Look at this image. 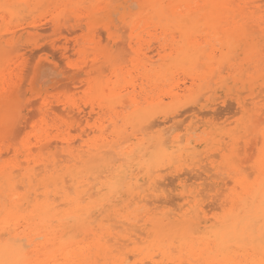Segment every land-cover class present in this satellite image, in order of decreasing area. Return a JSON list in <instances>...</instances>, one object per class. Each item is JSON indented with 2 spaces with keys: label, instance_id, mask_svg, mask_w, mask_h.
I'll list each match as a JSON object with an SVG mask.
<instances>
[{
  "label": "rangeland",
  "instance_id": "1",
  "mask_svg": "<svg viewBox=\"0 0 264 264\" xmlns=\"http://www.w3.org/2000/svg\"><path fill=\"white\" fill-rule=\"evenodd\" d=\"M25 1L34 9L32 12H29V11L26 12V10L23 9L21 12H19L20 15L18 14L17 19H11L7 13H5L3 10H0V87H2V88L4 87L3 88L4 93H2L1 96H6L8 98V101L5 103V105H3V109H2L3 114H4L3 126H4V129L6 130V132H4V134L0 140V145H1L0 151H5V150L11 151V153L9 152V154L6 156V158L8 157L9 158L8 160H10V161H8V160L7 161L11 164L14 163V161H15L13 159L14 158V156H13L14 150H24L25 151V150L30 149L31 146H32V148L30 149L31 153L33 151L32 158L38 159V160L39 159L42 160V159L46 158L48 151H43V152L39 153L36 149L35 144H34L36 141V138L39 136V134L41 135L44 132V130L45 131L48 130V132L51 133L50 134L51 136L59 134V132L61 133V136H63V134H65L64 136H65L66 141H68V138H69L68 143L71 142L70 144L72 145V142H75V143H73L72 147L76 144V141L78 140L77 141L78 145H75L73 147V149L75 151L83 152L84 150H86V146H89V145H97V144L102 145V144H112L113 143L116 148L113 146V149L110 152L115 153L117 151L116 152L117 155H116V153L115 154L112 153L113 156L115 155L113 157L111 155V153L109 154L107 152L105 154L107 157L105 155L96 156L95 157V158H97L96 162H93L94 161L92 159L93 157L91 159H89V162H92L93 166L90 169V171L92 172V175H89L88 178L90 179L89 180L90 183L94 184V189L91 190L89 192V194H91V193L95 194V192H96L95 188L98 186V184L96 183L97 181H93L92 178L94 176H96V177L102 176V177H99L100 178L99 180L103 182L104 181V179H103L104 174L102 172L104 171V169L102 170V168L105 165L109 164V161L113 160V162H115V164L113 162L110 163V164H113L112 165L113 167L123 166L122 163H124V166H125L124 168H125L126 172H128V174L131 172L132 175L130 174L129 176L126 177V182L128 180V177H130V176H136L137 177L136 188L135 189L133 188L132 190H134L133 195H135L134 193H136L135 191H137L136 194H139L141 196V198L138 200L136 198H134V199H136V201L135 200L132 201L134 203L131 204V202H130L131 199H129L131 197H128L129 196L128 193H127L128 195H125L126 197L124 195H122V196H124V197H122L121 195L116 194V195L110 197L107 202H104L102 200V195H104L103 193H104V191H106V190H104L105 189V187H104L103 191H101L100 193L96 192V194H95L96 196L95 195L92 196V194H91L92 198L90 196L91 199H89V201H91V202L96 201L94 206L101 205V207H100L101 209L96 208L98 211H95L93 213L94 215L91 214V216H89V217H92L93 227H95V225L97 227V225H98V227H102V229L105 227L104 229L106 230L108 226H110V227L116 226V228H112V227L108 228V229H110L109 232L111 231V229H114L113 232L111 231L112 234H116L115 232L120 230L118 228H120L121 226H118V224L119 225L124 224L123 225L124 227H125V224L128 226L130 225L128 228L125 227L127 229L121 228V229H125V230H120V233L122 231V233H125L126 235H129V236L131 235L132 237L134 236V238H137L136 244H132L131 242H135V240H131L133 238L131 236L130 237L128 236L130 238V241L127 242L126 245L128 244L129 246H127L126 249H123V251H122L123 255L127 259V261H128V258L131 257V255H135V256H133L134 257L133 260H132L133 257H131V259H129L130 262L128 264H140V262L142 261L140 256H137V253L134 252V249H138V250L142 249L143 253L146 252L147 244H143V243H145L146 241H150V239L147 238L146 234L144 233L143 230H141L140 227H149L150 222L152 220H158L159 221V220H165V218H166V222H169V226H166V227H176V225L184 226V227H217L218 223L216 221L221 219L224 216V213L225 214L228 213V211L231 208L230 207V200H232V198L241 196L244 193V187L246 185H248V183L253 184L256 182V179L258 178V175H259L256 168L260 164L264 165V138H263L264 137V131H263L264 130V125H263L264 119L262 120V118H264V116L262 118L261 117L257 118L258 120L260 119L259 120L260 123L261 122L263 123V124L261 123L263 126L259 123L262 127L258 124L261 127V130L263 128L262 131L259 130L260 127L257 128L258 130H254L257 127L256 126L257 120H255L256 122L253 121V123L255 124V126H254L252 123L253 118L251 119V115L253 117H256L257 115L262 116L264 114V111L262 112V110H264V106H263L264 101H262V100H264V96H263L264 95L263 94L264 93V89H263L264 88V73H263L264 72V67H263L264 66V60H263V63L260 64V62H261L260 59H263V55H264V53L260 54L261 49L262 48L264 49V31L256 29L258 32L257 33L256 30L255 31L253 30L256 33V34L254 33L255 34V36H254L253 31L251 32V30L245 29V31L243 32V35H240V36H238V33H233L232 35H230V37H226V36L216 37V36H214V33H212V31L210 32V31H205V30H199L195 34L193 40L195 42H197L198 44H200L202 49H205V46L203 47V45H206V49H205L206 51H204V54L200 57V59H202V60H199V62L196 63L198 65L197 67L202 69V70L199 69V71H197L198 68L196 67V65H190L191 62H189V61L184 62L182 60L183 59L182 56L176 57L174 52L172 51L174 48V46H172V44L173 43L177 44V41L180 40V37H179L180 35L178 34V29L176 28L177 24L174 22H170L167 24L165 22H162L161 26H163V29L159 28V29H157V32L154 30H150L149 33L151 35L149 33H144V35H143V33L138 34L139 33L138 31H134L133 29H131L127 25V27H128V28L126 27L127 33L124 36L125 37L127 35L128 36L126 37V39L120 38L121 37L120 31L125 30L126 28L124 29V26H123V28L121 29L122 24L119 23L118 18L121 16L133 15L135 13V9H132L131 11H129L128 9H125L124 8L125 6H123V4H121L122 0H120V1L118 0L119 2L117 0H114L113 1L114 3L111 5V7L107 8L108 15L114 19V22L116 21L115 24H114V22L109 23V19L108 20H106V19L101 20L103 15L100 16V18H99V16H97L98 21L101 20L100 22H104L105 24H109L110 28L112 27L111 29L109 28L110 30L108 29V31L105 28H103L104 23L98 22L99 24H96L94 27H91L90 29H87V31H86V29H84L85 27L82 28L83 27L82 25L78 24L76 21L75 22L72 21V20H74L73 18L76 16H77V18L79 17L80 19L84 20L87 16H89V14L92 12V10H94V8L97 7L98 3H96V2H99V0H89V1L88 0H63V2H62V0H59L58 2L50 3L49 6H48V4L45 5L43 3H41V5H37L36 4L37 2L35 0H25ZM115 1H117V3ZM88 2H90V3H88ZM85 3H88V4H85ZM35 4L37 5L36 7H34ZM69 4L71 7H68ZM51 7H53V8H51ZM58 7H59V9H58ZM63 7H68V8H66L67 10H65V8H63ZM73 7H74V11L72 9ZM49 8H51V9H49ZM68 11L73 12L72 19L70 20V22H66V24L64 23L59 28V30L57 31L53 26H51V22H50L51 19L53 18V16L57 15L60 12L64 13V12H68ZM31 13H35V14H33L35 16L33 17V15ZM111 14H113V15H111ZM115 14H117V15H115ZM100 15H101V13H100ZM23 17H27V18H23ZM23 20L25 22H23ZM32 22H34L35 24H34V27H32V29H31V27H30L31 25L28 26L27 24L32 23ZM117 22L119 23V27L121 26L120 31L118 30L119 28H117L118 27ZM38 23H39V25H38ZM44 24H46V25L50 24V25L46 26ZM71 24H73V25H71ZM24 26L26 27V29H24ZM36 26H37V28H35ZM77 26L80 27L81 29H84V31L83 30L81 31V29L79 28L80 32H78L79 29ZM61 28H63V29H61ZM75 29H77L78 31L76 30L77 32H75ZM96 29H99L98 31L102 32V33L98 34L99 33L98 31L95 32ZM102 29L104 32L102 31ZM60 30H61V32H59ZM65 30H67V31H65ZM116 30H118L119 33ZM69 31H71V33H72V34L70 33V37H68ZM121 32H123V31H121ZM124 32H126V31H124ZM236 32H238V31H236ZM57 33L58 34L63 33L62 35L66 34L64 37L68 40V43H70L69 40H71V38L74 37L73 40H71L72 45H73V43L77 42L76 39H78V42L80 43L79 44L80 47L83 46L86 48H89V47L91 48L92 45H90V43H93V47H95L94 49H95L96 53H95V51L93 52L91 49H88L86 51V53L88 52L86 55H88L89 57L91 55V57L89 58L87 56L83 57L81 54H79V52L76 53L75 51L69 50L70 53H69V51L66 53V55H68L67 56L68 59H66L67 57L65 58V55L62 53V51L58 50V48L60 46L59 47L57 46L58 48H56V45H50V43H52V42L54 43V41H55V44L57 43V45H58V43H59V45H62L66 41L62 37L61 42H59V41L57 42L56 40L58 39V37L61 39V36L56 35ZM94 33H96L97 35H101V36H97L96 34L94 35ZM102 34H103V36H102ZM55 35H56V37L53 38ZM71 35H73V36L71 37ZM75 36H77V37H75ZM142 36H143V38L145 37L144 40H143V38H141V41H143V43L140 41V37H142ZM98 37H100V39ZM173 38H174L175 42H172ZM105 39H107V40H105ZM123 39H125V42H127V41L128 42L125 43L123 41ZM120 40L123 41V42L121 41L122 44L121 45L119 44L120 46H117L118 49L116 48L117 50L115 49L113 51L114 45L117 44L118 41L120 43ZM210 40H211V42H210ZM100 42H101V44H100ZM227 42H229V43H227ZM106 43H108L107 44L108 48H106ZM129 43H130L131 47L133 48L132 49L133 51H130L129 47H127V45ZM71 44H69V45H71ZM135 44H136V47H135ZM140 44H141V46L144 44L146 45V46L144 45L142 49L149 47L148 50H145V51L147 53L150 51V53L147 55H149L148 57H150L152 61L158 60V54L168 56L169 58L172 59V61L168 60L165 63L166 68H168V71H167V73L164 74L166 76L159 81L160 84L159 83L156 85L148 84L146 82V80H144V77L143 78L140 77L141 70L137 69V71H138L137 72L134 69V67H132L136 64V56H137L136 52L138 53L137 49L140 47ZM181 44L183 45L182 42L180 43V45ZM37 45L39 46V48L37 47ZM132 45H134V47L136 49ZM50 46H52V47L54 46V49H52ZM79 46H77L76 49L79 48ZM34 48H36V49L34 50ZM109 48L110 49L112 48L111 51ZM121 48L124 49L122 52V54H124V56L119 61V60H117V57L120 56ZM106 50L108 52L107 54L112 52V53H110V54H112V56L106 55V53H104V52H106ZM127 52H129V55ZM212 53H214V54H212ZM60 54L61 55L63 54L62 56L65 59H62L63 57ZM73 54H74V56H73ZM210 55H214V57H215L214 58L215 60H213L211 63H209L207 60V56H210ZM107 57H111L113 59V62L109 63L110 65L109 64L106 66L103 65L102 68L106 67L105 69H108L109 71L102 69L105 72L106 71L107 72L104 74V72H102V70H101L99 73H95L94 75H92L91 79H90V81H91L90 86H88V85H85V87H83L84 85L83 86L82 85L74 86L66 79L68 77V75L76 72L80 68L83 69V64H81L82 61H83L84 66H85L84 68H86V71H87L88 67L94 63H96L95 68L99 67L101 62H103V60L106 59ZM77 58H80V59H77ZM253 58H255V59H253ZM48 59H50V60H48ZM96 60L98 61V63ZM76 62H79V63H76ZM250 62H252V63H250ZM213 64L215 67L213 66ZM250 64H252L251 67L249 66ZM67 65H68V67H67ZM87 65H88V67H87ZM44 66L51 67L52 70L55 69L54 71H56V72H54V74H52L53 71L50 72L51 77H52V75L56 74V75H58V78L59 77L60 78L58 79L55 75L54 77H52V78L56 79L55 82L50 83V84H45V82H42V81H45V78H46L45 75L41 74L42 73L41 68ZM157 66H158V64H155V66L151 67V70H154V71L158 70ZM246 67H247V69L249 68V70L251 69V71L248 70L249 71L248 72L247 69H245ZM193 68L195 69V71ZM174 70H175V72H173ZM245 70L247 72H245ZM64 71H67L68 74H64ZM212 72L215 73L214 79H212L213 78ZM220 72H222V73H220ZM243 72H244V74H243ZM122 73H123V76L125 77V79H129V77H134L136 79L139 77V79H137V82H139L140 84L137 83L138 87L136 89L135 95L137 96L136 101L138 102L140 107L145 108L147 101L149 102L152 99L156 100L158 98L159 99L162 98V104H163L162 107L163 108L153 110L151 113H148V115L145 117V119H143L142 121H140L136 124L130 123L127 120V115L132 111V106H130V104L128 102L129 98L132 95H131V93H129V92H131L130 91L131 89L127 88L126 91H123V93H122L123 96L121 98L122 100H128L126 102L127 103L126 109L122 110L118 107V109L116 110V113L119 115V120L117 121V125H116L117 129L116 130H119V132L121 131V134L123 133V136L121 135V137H119V136L118 137H112V136H116V135L112 132L114 130L113 129L114 127L112 125H110L109 120H110V118L114 117V112L111 113L107 110L106 111L104 110L105 113H104V111H101V113L103 112L101 114L100 111L98 112V109H95L96 114H94V115L92 114V117L90 118L91 120L89 119V123H88L89 125H86L85 123H83V124H81L82 127L77 128L78 131L79 130L80 131H79V133L77 132V136H76V133H75L76 126H74L73 123H70V122L67 123L68 122L67 120L70 119V117L67 115L66 106L69 107V106L76 105V107L79 106L81 109L83 108L87 112L88 107H89V98H90L92 92L94 90H96V88L98 89V86L102 85L103 83H108V84H110V87H111V84L115 83L116 79L119 76H121ZM132 73H134V74L132 75ZM171 73H173V74H171ZM200 74H201V76H200ZM150 75H149V77L152 79L153 76H150ZM167 76H169V77H167ZM211 76H212V78H211L212 81L209 78ZM242 76H243V79H242ZM110 77H112V78H110ZM41 78H43L44 80ZM61 78L65 79L66 81L63 80L64 82H61L62 81ZM167 78H168V80H167ZM219 78H226V82L224 83V86H222V87H218L215 85V82ZM57 79H58V81H57ZM60 79H61V81H60ZM142 80H144V81L142 82ZM208 80H210L209 81L210 83L208 82ZM2 81H4V84L5 83L6 84L3 85ZM122 81H123L122 79H119L118 86H120ZM201 81L204 83H202ZM252 81H254V82L252 83ZM166 82H167V84H166ZM245 82L246 83L248 82V83L245 84ZM61 83H62V85L64 83H68V86L66 84L67 88L65 87L67 90L61 89L62 85L59 86ZM164 83H165V85H163ZM69 85H71L72 88ZM140 85H142V86H140ZM159 85H161V86H159ZM10 86L12 88H10ZM139 86L142 88L143 91L139 90ZM244 86L246 89H244ZM63 88H64V86H63ZM76 88H80V89L76 90ZM59 89H61V90H59ZM73 89H74V91H73ZM11 90H13V91L11 92ZM71 90H72V92H71ZM258 91H261V93L263 94V95L261 94V96L263 98L260 96V94H257ZM53 93H55L56 95H52ZM71 93L73 95L75 94L76 96L75 95L74 96L77 98H74ZM156 93H157V95H156ZM168 93H170V95L176 94V98H175V96L173 97L175 99L171 98ZM159 94H161V95H159ZM77 95H79V96H77ZM142 95H144V96H142ZM43 96L46 98L45 99L46 102H45ZM153 97H155V98H153ZM257 97H258V99H256L255 101L251 100V99H255ZM66 98H68V99L66 100ZM82 98H84V99H82ZM148 98H151V99L149 100ZM50 99H51V102H50ZM60 99H62V100H60ZM76 99L77 100L80 99V102H79V100L77 102ZM58 100H60V101H58ZM258 100L259 101L261 100V102L259 103ZM63 101H66V102H63ZM52 102L53 103L55 102V104H53V105H56V103H58L57 104L58 107H57V105L51 106ZM255 102H256V104H258V106H255L256 105ZM262 102H263V104H262ZM78 103H80L81 105H79ZM244 103L247 105H245ZM40 104L43 106L45 104H47L45 106H47L48 108L52 107V109L55 111V116L50 115L48 117H43L42 115H40L41 114L40 111L42 108ZM243 104H244V106H243ZM39 105H40V107H39ZM59 105H61V106H59ZM244 107L246 108V110ZM257 108H260V110L258 109L259 112L255 111V112H257V113H255L253 111V109L257 110ZM249 111L251 112V114L249 113ZM58 113H59V115H61V114L63 115V116L61 115L63 117V119L61 116L59 119ZM254 113L256 116L254 115ZM25 114H26V116H25ZM38 115L42 116V119L40 117H38ZM51 116L54 117V120H56V122L58 124L56 122H54V120L50 121L51 119H53ZM124 117H125V121L123 120ZM244 117H245V121L243 120ZM24 118H26V119L28 118L27 120H31V121L30 122L27 121V124L29 123V125H26V126H28V127L25 126V127H23L24 129L21 128L22 131L25 130V132L23 133L21 131V129L19 130V128L21 127L20 122H22ZM43 118H44V120H43ZM64 118H66L67 120ZM250 119H251V125H249ZM38 121H40L41 126H40ZM70 121L73 122V120H71V119H70ZM37 122H38L39 126H37L38 124L35 125ZM51 122H53L54 125L52 123V126H51ZM241 122L243 125L241 124ZM100 123L106 129V131L104 132L105 135H102V134L98 133V131H97L98 130L97 128L101 125ZM123 123H125L126 125H127V123H129L127 125L128 127L126 125H123ZM244 123L245 124L247 123V124L245 125ZM240 124L242 126H240ZM36 126H37V128H36ZM58 126H61V127H58ZM142 126L145 130L143 128H142L143 130L140 129ZM246 126H248L249 128L251 126L255 127V128L254 127L250 128L251 131H253V132L256 131L255 133H257V135L259 137L258 139L256 137H254L255 141L252 138V141L254 143H251V141H249L250 142L249 143L247 141V139H249V137H251L253 135L256 136V135L254 133H251V135L249 137H247V133L248 132L250 133L251 131H247V130L244 131V129L248 128V127L246 128ZM16 127L18 129H14ZM31 127H33V128H31ZM25 128L26 129L28 128L29 132ZM29 128H31L32 130H30ZM61 128L63 130H61ZM236 128H238V131ZM249 128H248V130H249ZM65 129L67 131H65ZM16 130H17V132L15 133ZM38 130L40 132H38ZM50 130H51V132H50ZM69 130L73 133V136H72L71 132L69 133ZM140 130H141V132H140ZM12 131H14L13 132V139H10L12 137ZM30 131H32V132H30ZM82 131H84L85 133ZM259 132H260V134H258ZM17 133H19V134L16 136ZM235 133H239L241 136L239 134L236 135ZM68 134H69V136H68ZM243 134H245L246 136L245 135L244 136L247 137V138H245L246 142H247L246 144H245V141L243 139H239V138H243V136H242ZM75 136H76V138H75ZM237 136H238V141H240L241 145L245 144V145H242L243 147L240 146V148H239V146L237 144V142H238L237 140H236V142H234L236 139L235 137H237ZM7 137H8V141H7ZM123 137H125L124 140H123ZM117 138H119V139L117 140ZM134 139H136V140H134ZM9 140L13 141L15 143V145L18 143L19 144L17 146H15L12 143L14 145L13 146L12 144L9 143L10 142ZM30 140H31V142H30ZM74 140H76V141H74ZM82 140H84V141L81 142ZM132 140H134V141H132ZM249 140H251V139H249ZM258 140H259V142H258ZM124 141L126 143H124ZM150 141H151V143H150ZM164 141H168V142L170 141V142L168 143V142H164ZM179 141H181L180 142L181 145H178ZM256 141L258 144L255 143ZM4 142L5 143L8 142L9 145H7V144L4 145ZM25 142L26 143L30 142V145L26 144ZM52 142H54V140H52ZM163 142H164V145L161 144ZM118 143H120V144H118ZM232 143H234L236 145H234ZM20 144H22V145L20 146ZM60 144L61 143H59V144L52 143V146L50 147L49 152L56 153L57 156L61 155L60 152H61V147H63V145L62 144L60 145ZM126 144H127V146H126ZM250 144H252V147H254V145L256 146V144H257V147H254V148L251 147V150H255V152L254 151L251 152L249 150ZM2 145L5 147L2 148ZM27 145L30 147H28ZM79 145L83 146V147H80ZM124 145H125V147H124ZM10 146H12V147H10ZM77 146H79V147H77ZM21 147L22 148L26 147V148L22 149ZM146 147H147V149L145 150ZM246 148L249 150V152H247L248 154L246 153V151H248ZM192 149H194L193 150L194 152L192 151ZM234 149H235V152H234ZM240 149H241L240 152H242V153H237V150L239 151ZM223 150H225V151H223ZM34 151H36V152H34ZM122 151L125 153L131 152L130 160H128V158L126 156L118 155L120 153H123ZM175 151L176 152L178 151V152L176 153ZM219 151H221L222 153ZM226 151H228V152H226ZM57 152L59 153V155ZM143 152H145V153H143ZM161 152H163V153H161ZM141 153H142L143 157L141 156ZM206 153H208V154H206ZM214 153L217 154L216 156L214 155L215 159L212 158ZM155 154H157V155H155ZM166 154H168L169 157ZM189 154H190V156H188ZM208 155L209 156L212 155V156H210V158H209ZM247 155H248V157H247ZM180 156H181V158H180ZM193 156H195V158ZM229 156H232V157H229ZM252 156L253 157L255 156L256 158L255 157L253 158ZM60 157H62V156H60ZM105 157H106V159H105ZM115 157L118 159H120V158L121 159L123 158V159L118 160V159H115ZM138 157H141V158H138ZM172 157H174V159ZM249 157L252 158V160H250ZM244 158L246 159V161L249 158L247 162L249 163L250 169L247 167L248 163L245 164L246 162H244L245 161ZM84 159H86V157L82 158V160H84ZM172 160H174V162H172ZM240 161L241 162L243 161L244 163L241 164ZM193 163H194V165H193ZM77 166H78V168H80L81 164H79ZM201 166L203 167V171H201L202 168L199 169V167H201ZM244 166L247 167V171L245 169L246 167L244 168ZM211 167H213V168H211ZM217 167H219V168L223 167V169L220 170ZM207 168H208V170H207ZM239 168L242 170V171H240V173L241 172L243 173L244 171H246V173H244L245 176H244V174H243V177L240 176L242 174L239 173ZM214 169H216V170H214ZM222 170H224L223 175L221 174ZM227 170L230 172V175H229L230 177L228 176L229 172ZM98 171H100L99 172L100 174L96 173ZM155 171H157V174ZM204 171H207L208 174L205 173ZM233 171L234 172L237 171L235 173L240 174V175L238 174L239 178L236 177L237 174L234 175L232 173ZM93 172H95V173H93ZM197 172H198V174H197ZM200 172L205 173V174L203 175ZM249 172L250 173L253 172V175L251 174L252 177L249 174ZM218 173H219V175H221V177H219ZM224 173L226 174V176H224ZM96 174H98V175H96ZM114 174H116V173H114ZM231 174H233V176H235V177L233 178V176H231ZM246 174L250 175V179L245 178ZM151 175H153V176H151ZM215 175L217 176V180H216ZM116 177L114 176V178L111 179V181L114 180ZM218 177L223 178V179L220 180ZM224 177H225V179L227 177V179H226L227 181L224 180ZM149 178H150V180L148 181L147 179H149ZM228 178H230V179H228ZM124 179H125V177H124ZM233 180L236 182H234ZM228 181H230L233 184H230V182H228ZM126 182H124V183H126ZM210 183H211V185H210ZM217 184L218 185L220 184V185L217 186ZM222 184H223V186H222ZM236 186H238L237 189H236ZM212 187L215 190L214 189L212 190L211 189ZM226 187H228V188H226ZM222 188H223V190L221 191L222 193L224 192V189L226 191V192H224V195L221 194L223 197L220 196V194H218V192H220L219 189H222ZM242 188H243V190H242ZM40 190L42 191L41 188H40ZM41 191H39V189H38V194H41L42 193ZM69 191H71V190H69ZM141 191H142V193H141ZM215 192H216V194H215ZM195 193H199V194L196 195ZM191 194H194V195H192V198H191ZM217 194L220 197H222L223 200L220 197L218 198V197L212 196V195H217ZM200 195H201V197H199L200 198L199 199L198 196H200ZM182 196L184 198L185 197L187 198L189 196L190 198L188 197L189 198L188 200L190 201V203L187 202L186 198L182 199L181 198ZM193 196H197L195 198H197L199 200H197L195 198L193 200ZM202 196H203V198L206 197L205 199H207L209 196H212L214 198V200H213L214 202H215V198L216 199L218 198L219 201H216V203H214V202L209 203V201L212 200L213 198L209 197V199H207L208 201H206L205 199L202 198ZM225 196H227V197H225ZM127 197H128V203H126L127 201H125V202L123 201L124 203H121L122 200L124 198L126 199ZM134 197H137V195ZM97 198H99V199H97ZM52 199H53V197L50 196L49 200L52 201ZM110 199H113V200L110 201ZM118 199L119 200L121 199L120 200L121 202H119ZM202 199L205 200V202ZM114 200L116 202H114ZM200 200L203 202H201ZM138 201H140V202H138ZM197 202H198L199 206H197L198 205ZM225 202H229V203H225ZM111 203H112V205H111ZM117 203H118V205H117ZM129 203L132 206L128 205ZM201 203H202V205H201ZM105 204H107L106 205L107 207L105 206ZM121 204H123V205H121ZM204 204H214V205L217 204V206L211 205L212 206L211 207L210 205L205 206ZM219 204L221 206L222 205L223 206L219 207L220 206ZM127 205L129 206V208L131 207L130 210L127 208ZM224 205L226 208L224 207ZM114 206H116V207H114ZM119 206H121V207H119ZM133 206H135V207H133ZM196 206L198 207L197 210L199 209L203 213L205 212L204 216L202 214L200 215L201 218L195 216V212L197 210L194 211V208ZM110 207H111V209H110ZM182 207H184V208H182ZM205 207H208V208H205ZM213 207L216 209L218 207L219 211L216 209L213 210L212 209ZM107 208H109V210H108L109 212L106 210ZM123 208H126L125 209L126 211L122 210ZM188 208H191V209L189 210ZM127 209H128V212H127ZM137 209H139L141 212L139 211L137 213V211H138ZM179 209H181L183 211H181ZM205 209L207 210V212L208 211L209 212L207 213ZM191 210H193V211H191ZM114 211H116V212H114ZM211 211H212V213H211ZM98 212H100V214ZM126 212L128 213L129 216L127 215ZM130 212H133L134 214H132ZM188 212H189V214H188ZM95 213H96V216H95ZM114 213L115 214L117 213L118 216H121V217L117 216V218H115ZM121 213L126 214V216L124 217V214H122L123 215L122 216ZM147 213H150V215L149 214L147 215ZM168 213H170V214H168ZM171 213H173V214H171ZM206 213L208 215H206ZM130 214H132V215H130ZM138 214L140 216L139 219H138ZM165 214L167 216L169 215L170 217H166ZM211 214H213V215H211ZM209 215H211V218ZM208 216L210 219L208 218ZM213 216L216 219H214ZM131 217H134V218H131ZM143 217H145V219ZM114 218H115V220H117V223L114 220ZM129 218L132 219L133 221L129 220ZM141 218H143V219H141ZM168 218H169V220H168ZM106 219H108V220H106ZM135 219L136 220L138 219L137 221H139L140 219L141 220L139 223L136 224V221H134ZM170 219H172V220H170ZM207 219H208V221H206ZM97 220L102 221V224L100 222L95 224ZM104 220H106V221H104ZM112 220H114V221H112ZM103 221L105 222V224L107 221H109V222H107L108 225L106 224V226H104ZM132 222H133V224H132ZM99 224H101V226ZM139 224H140V227H139ZM136 226H137V228H136ZM130 227H131V229L134 228L135 230L133 229L132 230L133 232H131L129 229ZM105 230L103 232H105ZM126 230H128V231H126ZM106 231H108V230H106ZM124 231H126V232H124ZM135 231L139 232L137 234L141 235V237L140 236L138 237ZM130 232H131V234H130ZM141 233H143V236H145V237H143ZM123 235H121V236H123ZM203 235L202 234H196L195 238H197V239L206 238V235H204V236ZM145 238H147L148 240ZM82 239H83V237L78 238L79 241H81ZM110 242L111 243H108V245L112 244V241H110ZM137 243H140L141 245H137ZM127 249H128V251H127ZM125 251H126V254H125ZM127 253H129V255H127ZM152 256H154V261H157V262L161 261L160 256L157 255L156 252L152 253ZM143 262L144 263L146 262V264H150L148 262V260H146V259Z\"/></svg>",
  "mask_w": 264,
  "mask_h": 264
},
{
  "label": "bare ground",
  "instance_id": "2",
  "mask_svg": "<svg viewBox=\"0 0 264 264\" xmlns=\"http://www.w3.org/2000/svg\"><path fill=\"white\" fill-rule=\"evenodd\" d=\"M35 1L37 2L36 3L37 5H41V3H43L45 5L48 4V6H49L50 3L58 2L59 0H35ZM113 1L114 0H99V2H96V3H98L97 7H95L94 10H92V12L89 14V16H87L84 20L80 19L79 17L77 18V16H76L73 18L74 20H72V21H74V22L76 21L78 24L82 25L83 26V27L81 26L82 28L85 27L84 29H86V31H87V29L94 27L96 24H99L98 22H100L102 19H106V20L109 19V23H113L114 19L108 15V11H107V8L111 7V5L114 3ZM117 1H115V2L117 3ZM62 2H63V0H62ZM90 2H88V3H90ZM88 3H85V4H88ZM36 4L34 7L37 6ZM121 4H123V6H125L124 8L128 9L129 11H131L132 9H135V13L133 15L121 16L118 18L119 23L122 24V27L120 26L121 29L123 28V26L125 29L128 25V27H130L134 31H138L139 32L138 34L143 33V35H144V33H149L150 30H154L157 32V29H159V28L163 29V26H161L162 22H165L166 24L170 23V22L176 23L177 24L176 28L178 29V34L180 35L179 36L180 40L177 41V44L176 43L172 44V46H174L172 51L174 52L176 57L182 56V58H183L182 60L184 62L189 61V62H191L190 65H196V67L198 66L196 63H198L199 60H202V59H200V57L204 54V51H206L205 50L206 45H203V47L205 46V49H202L201 45L193 40L195 34L199 30H205V31H210V32L212 31V33H214V36H216V37H218V36L230 37V35H232L233 33H238V36H240V35H243V32L245 31V29L251 30V32L253 30L255 31L256 29L264 31V0H122ZM68 7H71L70 4L68 5ZM68 7H63V8H65V10H67L66 8H68ZM51 8H53V7H51ZM51 8H49V9H51ZM23 9H25L26 12L27 11L32 12L34 8H32L25 0H0V10H3L5 13H7L11 19H17L18 14L20 15L19 12H21ZM58 9H59V7H58ZM72 9L74 11V7ZM100 13H101V15H100ZM31 14L33 15L35 13H31ZM72 14H73V12H71V11L64 12V13H62V12L58 13L57 15L53 16L51 21L49 20L51 22V26H53L58 31L59 28L64 23L66 24V22H70V20L73 17ZM111 15H113V14H111ZM115 15H117V14H115ZM34 16L35 15H33V17ZM97 16H99V18H100V16H102L100 21L97 20V18H98ZM23 18H27V17H23ZM23 22H25V21L23 20ZM100 23H104V22H100ZM115 23H116V21L114 22V24ZM119 23H118L117 28H119L118 30L120 31L121 29L119 27ZM34 24L35 23L32 22V23H29L27 25L28 26L31 25L30 27L32 29V27H34ZM38 25H39V23H38ZM44 25H46V24H44ZM47 25H50V24H47ZM71 25H73V24H71ZM35 28H37V26ZM79 28L80 27H78V29ZM103 28H105L108 31L110 26H109V24L104 23ZM127 28L125 30H121L123 32L120 31V35H121L120 38L126 39V37L128 35L126 37L124 35L127 33ZM24 29H26L25 26H24ZM61 29H63V28H61ZM80 29H79V31L77 29H75V32H77V31L80 32ZM84 29H81V31L82 30L84 31ZM99 29H96L95 32L98 31ZM118 30H116V31H118ZM257 30H256V32H257ZM65 31H67V30H65ZM102 31H103V29H102ZM119 31H118V33H119ZM124 31H126V32H124ZM236 31H238V32H236ZM254 31H253V34L255 33ZM59 32H61V30ZM70 33H71V31H69L68 37H70ZM100 33H102V32H99L98 34H100ZM62 34L61 33L56 34V35L61 36V39L58 37V39L56 40L57 42L58 41L61 42L62 37L66 40L62 45H59V43H58V45H57V43L55 44V41H54V43L53 42L50 43V45H56V48H58L60 46L58 48V50L62 51V53L65 55V58L68 56V55H66V53L69 50L75 51L76 53L79 52V54H81L83 57H86V56L89 57L88 55H86L88 53V52L86 53V51L88 49H91L93 52L95 51V49H94L95 47H93V43H90V45H92L91 48L90 47L86 48L83 46L80 47L79 46L80 43L78 42V39H76L77 42L73 43V45H72L71 40H73L74 37L71 38V40H69L70 43H68V40L64 37L66 34L65 35H62ZM95 34L96 33H94V35ZM255 34H254V36H255ZM56 35L53 38H55ZM72 36L73 35H71V37ZM97 36H101V35H97ZM102 36H103V34H102ZM75 37H77V36H75ZM98 38L100 39V37H98ZM141 38H143V36L140 37V41H141ZM144 38H143V40H144ZM125 39H123L124 42H125ZM105 40H107V39H105ZM121 41L122 40H120V43H119V41H118V43L116 42L118 45L117 44L114 45L113 51L117 48V46H120L122 44L123 41L122 42ZM101 42H100V44H101ZM127 42H125V43H127ZM141 42L143 43V41H141ZM172 42H175L174 38L172 39ZM181 42L183 43V45L182 44L180 45ZM210 42H211V40H210ZM227 43H229V42H227ZM69 44H71V45H69ZM107 44L108 43H106V48H108ZM141 44H140V47L138 48L139 50L137 49L138 53L135 51L136 55H137L136 56V64L132 67H134V69L136 71H137V69L141 70L140 77H142V78L144 77V80H146V82L148 84L156 85L159 83V81L162 78H164L166 76L164 74L167 73L168 68H166L165 63L168 60L172 61V59L169 58L168 56L158 54V60L152 61L151 58L148 57L149 55H147L150 53V51L148 53L145 51V50H148L149 47L142 49L145 44L142 46H141ZM77 46H79V48L76 49ZM132 46L134 47V45H132ZM37 47L39 48L38 45H37ZM50 47L52 49H54V46L53 47L50 46ZM127 47H129L130 51H133L132 50L133 48L131 47L130 43L127 45ZM135 47H136V44H135ZM35 49L36 48H34V50ZM111 49H110V51H111ZM262 49L260 51V54L264 53V49L263 50ZM123 50L124 49L121 48V51H120L121 57L120 56L117 57V60H119V61L124 56V54H122ZM69 53H70V51H69ZM95 53H96V51H95ZM104 53H106V55L112 56V54H110L112 52L107 54L108 53L107 50ZM127 53L129 55V52H127ZM74 54H73V56H74ZM212 54H214V53H212ZM90 57H91V55H90ZM65 58L63 57L62 59H65ZM214 58H215L214 55L207 56V60L209 63H211L213 60H215ZM255 58H253V59H255ZM66 59H68V57ZM77 59H80V58H77ZM48 60H50V59H48ZM263 60H264V55H263V59H260V61H261L260 64L263 63ZM79 62H76V63H79ZM112 62H113V59L111 57H107L106 59L103 60V62H101L100 66L97 68H95L96 63L90 65L89 67H88V65H89L88 64L87 65L88 70L86 71V68H84L85 67L84 63L82 61L81 64H83V69L79 67L80 68L79 70L68 75V77L66 79L74 86H78V85L79 86L84 85L83 87H85V85L90 86L91 85V81H90L91 76L94 75L95 73H99L102 69H105L106 67L102 68L103 65L106 66ZM252 62H250V63H252ZM97 63H98V61H97ZM155 64H158V66H157L158 70H156V71L151 70V67L155 66ZM251 65L252 64H250L249 66L251 67ZM213 66H214V64H213ZM67 67H68V65H67ZM199 69H201V68H198L197 71H199ZM245 69H247V67ZM54 70H52L51 67H47V66L42 67L41 68V72H42L41 74L45 75L46 78H45V81H42V80L41 81L45 82V84H50V83L55 82L56 79H54L52 77H54L56 74L52 75V77H51V73H50L53 71L52 74H54V72H56ZM105 70H108V69H105ZM248 70H249V68L247 69V71ZM194 71H195V69H194ZM247 71L245 70V72H247ZM249 71H251V69ZM102 72H104V74H105L107 71L105 72L104 70H102ZM173 72H175V70ZM220 73H222V72H220ZM64 74H68V72L64 71ZM133 74L134 73H132V75ZM171 74H173V73H171ZM214 74L215 73L212 74L213 78H212V76L209 78L214 79ZM243 74H244V72H243ZM149 75L153 76L152 79L149 77ZM169 76H167V77H169ZM200 76H201V74H200ZM56 77L58 78V75H56ZM110 78H112V77H110ZM41 79H43V78H41ZM58 79H57V81H58ZM61 79H60V81H61ZM119 79L123 80L122 83L120 84V86H118ZM137 79H139V77L136 79L134 77H129V79H125V77L123 76V73H122V75L116 79L115 83L111 84V87H110V84H108V83H103L102 85H99L98 89L96 88V90H94L92 92V94L89 98V107H88L87 112L85 111V109H83V108L81 109L79 106L76 107V105H74L75 107L74 106H69V107L66 106L67 115L70 117L71 120H73V122H71L70 119H68V120L66 118H64V119H66L68 121L67 123H69V122L73 123L77 129V128L82 127L81 124H83V123H85L86 125H89L88 124L89 119L92 117V114L93 115L96 114L95 109H98V112L100 111V113H101V111H104V110L105 111L107 110L111 113L114 112V117L110 118V120H109L110 125H112L114 127L113 128L114 130L112 132L116 135V136H112V137H118V136L121 137V135L123 136V133L121 134V131L119 132V130H116L117 129V127H116L117 121L119 120V115L116 113V110L118 109V107L122 110L126 109V105H127L126 102L128 100H122L121 98L123 96L122 95L123 91H126L127 88L131 89L130 90L131 92H129V93H131V95H132L128 101L130 106H132V111L127 115V120L130 123L136 124V123L142 121L143 119H145V117L148 115V113H151L153 110L163 108L162 107V105H163L162 104V98H160V99L158 98L156 100L152 99L149 102L147 101L145 108H142L139 106L138 102L136 101L137 96L135 95L136 89L138 87L137 83H139V82H137ZM212 79H211V81H212ZM242 79H243V76H242ZM63 80H65V79H62L61 82H64ZM144 80H142V82ZM167 80H168V78H167ZM209 81L210 80H208V82ZM225 82H226V78H219L215 82V85L218 87H222V86H224ZM253 82L254 81H252V83ZM202 83H204V82H202ZM247 83L245 82V84H247ZM2 84L5 85L6 83L4 84V81H2ZM64 84L62 85V83H61L59 86L62 85L61 89L67 90L66 84L68 86V83H64ZM166 84H167V82H166ZM163 85H165V83ZM63 86H64V88H63ZM69 86H71V85H69ZM140 86H142V85H140ZM140 86H139V90H142V88ZM159 86H161V85H159ZM3 88L0 87V140H1V137L3 136L4 132H6V130L4 129V126H3L4 114H3L2 109H3V105H5V103L8 101V98L6 96H1L2 93H4ZM10 88H12V87L10 86ZM71 88H72V86H71ZM80 88H76V90L80 89ZM61 89H59V90H61ZM244 89H246L245 86H244ZM12 91L13 90H11V92ZM73 91H74V89H73ZM261 91H258V93H257V94H260V96L262 94ZM71 92H72V90H71ZM168 94L170 95V93H168ZM52 95H56V94L53 93ZM74 95L72 94V96L74 98H77V97H75L76 95L75 96ZM79 95H77V96H79ZM156 95H157V93H156ZM159 95H161V94H159ZM142 96H144V95H142ZM174 96L176 98V94L170 95L171 98H173ZM153 98H155V97H153ZM175 98H173V99H175ZM45 99L46 98L44 97V100ZM67 99L68 98H66V100ZM82 99H84V98H82ZM148 99L150 100L151 98H148ZM256 99H258V97L255 99H251V100L255 101ZM60 100H62V99H60ZM60 100H58V101H60ZM78 100L80 102V99H78ZM78 100H77V102H78ZM261 100L260 101L258 100V102L260 103ZM262 101H264V100H262ZM45 102H46V100H45ZM50 102H51V99H50ZM63 102H66V101H63ZM51 104H52L51 106H56L58 103H56V105H53V104H55V102L54 103L52 102ZM78 104L81 105L80 103H78ZM244 104H243V106H244ZM255 104H256V102H255ZM262 104H263V102H262ZM40 105H39V107H40ZM45 105H47V104H45ZM45 105L44 106L41 105L42 108L40 111L41 112L40 115H42L43 117H48L50 115L55 116V111L52 109V107L50 106L51 108H48ZM245 105H247V104H245ZM59 106H61V105H59ZM255 106H258V104H256ZM57 107H58V105H57ZM258 109L260 110V108H257V110L253 109V111L254 112L258 111ZM245 110H246V108H245ZM105 111H104V113H105ZM263 111L264 110H262V112ZM249 113L251 114L250 111H249ZM255 113H257V112H255ZM255 113H254V115H255ZM40 115H38V117H40L42 119V116H40ZM58 115H59V113H58ZM61 115L58 116L59 119H60ZM25 116H26V114H25ZM263 116H264V114L262 116L257 115L256 117H253L251 115V119L253 118L252 123H253V121L256 122L255 120H257V124H256L257 127L254 130H258L257 128L263 124L262 122H261L262 124L260 123V121H259L260 119L259 120L257 119L258 117L262 118ZM52 118L53 119H51L50 121L54 120V117H52ZM27 119L24 118L23 121L20 122L21 127L19 128V130L21 128L25 127L26 125H29V123L27 124V121L30 122L31 120H27ZM62 119H63V117H62ZM251 119H250L249 125H251ZM263 119L264 118H262V120ZM43 120H44V118H43ZM123 120L125 121V117L123 118ZM243 120L245 121V117ZM40 121H38V122L41 126ZM38 122L35 125H37ZM54 122H56V120H54ZM52 123L53 122H51V126H52ZM39 124L37 126H39ZM128 124L129 123H127V125ZM241 124H242V122H241ZM241 124H240V126L243 125V124L242 125ZM53 125H54V123H53ZM123 125H126V124L123 123ZM253 125L255 126L254 123H253ZM37 126H36V128H37ZM248 126H246V128ZM254 126H251V127L253 128ZM26 127H28V126H26ZM33 127H31V128H33ZM58 127H61V126H58ZM261 127L259 130H261ZM31 128H29V129L32 130ZM142 128H143V126L140 129L143 130L144 128L143 129ZM248 128L244 129V131L245 130L251 131L250 128H249V130H248ZM14 129H18V128L16 127ZM76 129H75V133L77 136V132L79 133L80 130L78 131V129L77 130ZM97 129H98L97 130L98 133L105 135L104 132L106 131V129L102 126V124ZM236 129L238 131V128H236ZM26 130H28V128ZM61 130H63V129L61 128ZM141 130H140V132H141ZM262 130H263V128H262ZM21 131H22V129H21ZM65 131H67V130L65 129ZM13 132L14 131H12V137L10 139H13ZM16 132H17V130L15 131V133ZM22 132L24 133L25 130ZM28 132H29V130H28ZM30 132H32V131H30ZM38 132H40V131L38 130ZM50 132H51V130H50ZM70 132L71 131L69 130V133ZM82 132H84V131H82ZM255 132L256 131H254V132L251 131L250 133L249 132L247 133V137H249L251 135V133H254L256 135V136L253 135V136L249 137V139H251V140L247 139L248 142L251 141V143H254L252 141V138H253V140H254V137H256L257 139L259 138L257 133H255ZM19 133H17L16 136ZM50 134L51 133H49L48 130L47 131L44 130V132L41 135L40 134H39V136L37 135L38 137L36 138V141L34 143L36 146V149L39 153H41L43 151H48L46 158H44L42 160L32 158L33 151L31 153V150H30L32 148V146L31 147L28 146V145H30L31 140L28 143L25 142L26 144H28L27 146L30 147V149L25 150V151L24 150H14L13 151V156H14L13 159L16 162L14 161V163H12V164L8 162V161H10V160H8L9 158L8 157L6 158V156L9 154V152L11 153V151H8V150L0 151V264H128L130 262L129 259H131V257H133L135 255H131V257H129L128 261H127V259L123 255L122 251H123V249H126L127 246H129L128 244L126 245V243L130 241L129 237L131 235L130 236L126 235L125 233H122V231L120 233V230H125L130 225L128 226L125 224V227H127V228H125L123 226L124 224L123 225L118 224V226H121V227L120 228L117 227L118 229H120L117 232H115L116 230L114 231L116 234L111 233V231L113 232L114 229H111V231L109 232L110 229H108V228L110 226H108L106 229L108 231H106L104 229L105 227L103 228L105 230V232H103L104 230L102 229V227H98V225H97V227H96V225H95V227H93L92 217H89V216H91V214H93L95 211H98L97 209L100 208L101 205L94 206L96 201L91 202V201H89V199H91L92 196L96 194V192L100 193L101 191H103V188L105 187L104 190H106V191H104V193H103L104 195H102V200L104 202H107L110 197H112L116 194L121 195V196L122 195L125 196V195L129 194L128 197H131L129 199H131L130 202L132 204V203H134L132 201H134V200L136 201V199L138 200L141 198V196L139 194H136L137 191H135L136 193H134L135 195H133L134 190H132L133 188L134 189L136 188L137 177L136 176H130V177H128V180L126 182V177L129 176L131 174V172L129 174H128V172H126V170L124 168L125 167L124 163H122L123 166L113 167L112 166L113 164H110L111 162H113V160L109 161V164L105 165L102 168V170L104 169V171L102 172L104 174V176H103L104 181L102 182L99 180L100 179L99 177H102V176H98V177L94 176L92 178L93 181H97L96 183L98 184V186L95 188V190H96L95 194L91 193L92 194V196H91V194H89V192L94 189V184L90 183V181H89L90 179L88 178V176L92 175V172L90 171V169L92 168L93 163L89 162V159H91L93 157L92 158L94 160L93 162H96V159H97V158H95L96 156L105 155L107 152L109 154L111 153V155L113 156V154H115L117 151L115 153L110 152V151H112L113 146L115 147V145L113 143L112 144H102V145H98V144L97 145H89V146H86V150H84L83 152L75 151L73 149V147L75 145H78L77 144L78 140L77 141L74 140V141H76V144L72 147L73 143H75V142H72V145L70 144L71 142L68 143L69 138H68V141H66L65 136H64L65 134H63V136H61L60 132H59L60 135L56 134L54 136H51ZM235 134L237 135L239 133H235ZM258 134H260V132ZM244 135L245 134L242 135L243 138H239V139H243L245 141V144H246L247 142H246L245 138H247V137H245L246 135L245 136ZM68 136H69V134H68ZM72 136H73V133H72ZM76 136H75V138H76ZM238 136L235 137L236 139L234 142H236V140L238 141ZM124 138L125 137H123V140H124ZM118 139L119 138H117V140ZM52 140H54V142H52ZM134 140H136V139H134ZM134 140H132V141H134ZM7 141H8V137H7ZM83 141L84 140H82L81 142H83ZM164 142H168V141H164ZM164 142L161 144L164 145ZM180 142L181 141L178 142V145H181ZM238 142H237V144H238L239 148H240V146L245 145V144L241 145L240 141H238ZM258 142H259V140H258ZM9 143L10 144L13 143L15 145V143L13 141H10ZM9 143L4 142V145L5 144L9 145ZM52 143H57V144L61 143L63 145V147H61V152H60L61 155H59L58 152L57 153L59 156H57L56 153L49 152V149L52 146ZM124 143H126V142L124 141ZM150 143H151V141H150ZM255 143H257V141ZM18 144H16L15 146H17ZM118 144H120V143H118ZM232 144H234V143H232ZM257 144H256V146L254 145V147H257ZM21 145L22 144H20V146ZM234 145H236V144H234ZM79 146H77V147H79ZM126 146H127V144H126ZM4 147L5 146L2 145V148H4ZM10 147H12V146H10ZM80 147H83V146H80ZM124 147H125V145H124ZM251 147H252V144L249 145V150L251 152L252 151L255 152V150H251ZM254 147H252V148H254ZM25 148H22V149H25ZM146 149H147V147L145 148V150ZM241 149L239 151L237 150V153H242V152H240ZM193 150L194 149H192V151ZM249 150L246 151V153L249 152ZM223 151H225V150H223ZM34 152H36V151H34ZM219 152H221V151H219ZM226 152H228V151H226ZM234 152H235V149H234ZM143 153H145V152H143ZM161 153H163V152H161ZM130 154H131V152H129V153L123 152V153H120L118 155L126 156L128 158V160H130V156H131ZM206 154H208V153H206ZM116 155H117V153H116ZM155 155H157V154H155ZM166 155L169 157L168 154H166ZM214 155L216 156L217 154L214 153L213 156L212 155H210V156H212V158L215 159ZM60 156H62V157H60ZM141 156H142V153H141ZM188 156H190V154ZM210 156H209V158H210ZM83 157H86V159L82 160ZM106 157H105V159H106ZM193 157L195 158V156H193ZM229 157H232V156H229ZM247 157H248V155H247ZM138 158H141V157H138ZM172 158L174 159V157H172ZM180 158H181V156H180ZM245 158H244V160H245L244 162H246L245 164H247L248 163L247 161L250 157L247 159V161ZM115 159H118V158L115 157ZM122 159L120 158L118 160H122ZM250 160H252V158H250ZM172 162H174V160H172ZM244 162L242 161L241 164ZM113 163L115 164V162H113ZM79 164H81L80 168H78V166H77ZM193 165H194V163H193ZM246 166H244V168ZM247 167L250 169L249 163H248ZM247 167L245 168L246 171H247ZM200 168H202L201 171H203V167L201 166V167H199V169ZM211 168H213V167H211ZM217 168L220 170L223 169V167L222 168L217 167ZM256 169H257V172L259 174L258 178L256 179V182L253 184L248 183V185L245 184L246 186L244 187V193L241 196L232 198V200H230V207L231 208L228 211V213H226V214L224 213V216L221 219L216 221L218 223L217 227H184V226H178V225H176V227H166V226H169V222H166V218H165V220H159V221L158 220H152L150 222L149 227H140V224H139V227L141 228V230H143L144 233L146 234L147 238L150 239V241H146L145 243H143V244H147V249H146L145 253H143L142 249H140V250L134 249V252H136L137 256H140V258L142 260L140 262V264H146V262L145 263L143 262L145 259L148 260V262L150 264H264V165L260 164ZM207 170H208V168H207ZM214 170H216V169H214ZM223 171L224 170H222V172H221L222 175H223ZM240 171H242V170L239 168V173H240ZM246 171H244L243 173L241 172L240 174H242V175H240L239 173H235L237 171H235V172L233 171L232 173L234 175L237 174L236 177L239 178L238 174L243 177V174L246 173ZM99 172L100 171H98L96 173H99ZM155 172L157 174V171H155ZM198 172H197V174H198ZM204 172L207 173V171H204ZM93 173H95V172H93ZM114 173H116V174H114ZM205 173H201V174L204 175ZM219 173H218V175H219ZM225 173H224V176H226ZM233 174H231V176H233ZM249 174L253 175V172H251V173L249 172ZM96 175H98V174H96ZM229 175H230V172H229L228 176ZM250 175L246 174L245 178L250 179ZM252 175H251V177H252ZM114 176L115 177L117 176V177L111 181V179H113ZM151 176H153V175H151ZM217 176H216V180H217ZM244 176H245V174H244ZM124 177H125V179H124ZM219 177H221V175H219ZM234 177L235 176H233V178ZM219 179L221 180L223 178H219ZM226 179H227V177H226ZM226 179L224 177V180H226ZM228 179H230V178H228ZM147 180L149 181L150 178ZM124 182H126V183H124ZM228 182H230V181H228ZM234 182H236V181H234ZM230 184H233V183L230 182ZM210 185H211V183H210ZM219 185L217 184V186H219ZM222 186H223V184H222ZM228 187H226V188H228ZM237 187L238 186H236V189H237ZM40 188L42 189V191L40 190ZM38 189H39V191L42 192L41 194H38ZM211 189L213 190L214 188L212 187ZM69 190H71V191H69ZM219 190L221 192L223 190V188L219 189ZM242 190H243V188H242ZM220 192H218V194H220V196H222L221 194L224 195V192H226V191L224 189L223 193L222 192L220 193ZM141 193H142V191H141ZM195 194L197 195L199 193H195ZM215 194H216V192H215ZM218 194L212 195V196L219 198L220 196ZM136 195H137V197H134ZM192 195H194V194H191V198H192ZM50 196L53 197L52 201L49 200ZM90 196H91V198H90ZM124 196H122V197H124ZM212 196H209V197H212ZM128 197L126 199L124 198L125 200L123 199L122 202L120 201L121 199L120 200L118 199V200L121 203H124L125 201H127L126 203H128ZM188 197L187 198L185 197V198L187 199V202L190 203V201L188 200L190 197L189 198ZM195 197H197V196H193V200ZM199 197H201V195L198 196V198ZM209 197L207 199H209ZM222 197H220V198L222 199ZM225 197H227V196H225ZM134 198H136V199H134ZM181 198L183 199L184 197L182 196ZM202 198H203V196H202ZM205 198H203V199H205ZM97 199H99V198H97ZM195 199H197V198H195ZM199 199H197V200H199ZM207 199H205V200L208 201ZM217 199L215 198V202H214L213 201L214 198H213L212 200L209 201V203H213V202L216 203V201H219V199L218 200ZM112 200L113 199H110V201H112ZM205 200H203V201L205 202ZM203 201H201V202H203ZM114 202H116V201L114 200ZM138 202H140V201H138ZM225 203H229V202H225ZM131 204L129 203L128 205L132 206ZM197 204H198V202H197ZM106 205L107 204H105V206ZM111 205H112V203H111ZM117 205H118V203H117ZM121 205H123V204H121ZM128 205H127V208L130 210L131 207L129 208ZM201 205H202V203H201ZM204 205L205 206L206 205H210V206L212 205L213 206L214 204H204ZM135 206H133V207H135ZM197 206H199V204ZM197 206L195 207L196 209L194 208V211L197 210V208H198ZM214 206H217V204ZM222 206L220 205L219 207H222ZM114 207H116V206H114ZM119 207H121V206H119ZM224 207H225V205H224ZM182 208H184V207H182ZM191 208H188V209L190 210ZM205 208H208V207H205ZM110 209H111V207H110ZM125 209L126 208H123L122 210H125ZM128 209H127V212H128ZM139 209H137L138 211L136 210L137 213L141 210V209L140 210ZM212 209L214 210L216 208L213 207ZM106 210L108 211L109 208H107ZM179 210H181V209H179ZM216 210L219 211V208L217 207ZM181 211H183V210H181ZM191 211H193V210H191ZM114 212H116V211H114ZM206 212H207V210H206ZM98 213L100 214V212H98ZM130 213L134 214L133 212H130ZM204 213L198 209L195 212V216L201 218L200 215L202 214L204 216ZM207 213H206V215H208ZM211 213H212V211H211ZM116 214L114 216L115 218H117V216H118V214L117 215ZM122 214H124V213H121V215ZM132 214H130V215H132ZM148 214L150 215V213H147V215ZM168 214H170V213H168ZM171 214H173V213H171ZM188 214H189V212H188ZM213 214H211V215H213ZM127 215H128V213H127ZM211 215H209L210 218H211ZM95 216H96V213H95ZM125 216H126V214H124V217ZM165 216L170 217L169 215L167 216L166 214H165ZM209 216H208V218H209ZM118 217H121V216H118ZM139 217L140 216L138 214V219H139ZM115 218H114V220H115ZM131 218H134V217H131ZM143 218L145 219V217H143ZM143 218H141V219H143ZM213 218H214V216H213ZM214 219H216V218H214ZM106 220H108V219H106ZM106 220H104V221H106ZM114 220H112V221H114ZM129 220H132V219L129 218ZM137 220L136 219L134 220V221H136V224L140 222V220L139 221H137ZM168 220H169V218H168ZM170 220H172V219H170ZM104 221H103L104 226H106V224L108 225L107 222H109V221H107L106 224ZM115 221L117 223V220H115ZM206 221H208V219ZM98 222H100L102 224V221H99V220H97L95 224H97ZM101 224H99V225L101 226ZM132 224H133V222H132ZM112 228H116V226H114ZM121 228H125V229H121ZM136 228H137V226H136ZM129 229L131 232H133L132 230L134 228L131 229V227H130ZM126 231H128V230H126ZM126 231H124V232H126ZM131 232H130V234H131ZM137 233H139V232H136V234ZM141 234L143 236V233H141ZM196 234H202V235L204 234V235H206V238L197 239V238H195ZM121 235H123V236H121ZM137 236L141 237V235H139V234H137ZM79 237H83V239L81 241H79L78 240ZM143 237H145V236H143ZM132 238L133 239H131V240H135V242H131V243L136 244L137 238H134V236ZM147 238H145V239H147ZM110 241H112V244L108 245V243H111ZM137 245H141V244L137 243ZM128 249H127V251H128ZM155 252L157 253V255L160 256V258H161L160 262L154 261V256H152V253H155ZM125 254H126V251H125ZM127 255H129V253H127ZM133 259H134V257L132 258V260Z\"/></svg>",
  "mask_w": 264,
  "mask_h": 264
}]
</instances>
